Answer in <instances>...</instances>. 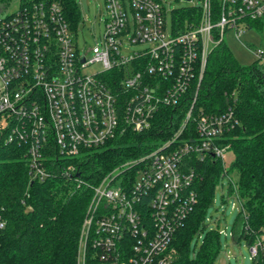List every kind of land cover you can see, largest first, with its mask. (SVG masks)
Segmentation results:
<instances>
[{
  "label": "built area",
  "instance_id": "obj_1",
  "mask_svg": "<svg viewBox=\"0 0 264 264\" xmlns=\"http://www.w3.org/2000/svg\"><path fill=\"white\" fill-rule=\"evenodd\" d=\"M201 1L183 27L172 11L166 35L160 0H105L91 59L80 53L60 1L20 0L5 15L0 8V150L19 149L31 180H79L90 150L153 132L163 109L186 101L182 119L171 117V136L91 185L78 264H171L175 236L198 204L196 163L228 166L231 147L223 139L239 121L231 109L205 112L199 89L226 31L240 37L248 21L264 17V0ZM129 46L145 47L126 55ZM253 53L264 60L263 49ZM94 63L102 70L85 73ZM4 227L0 217V232ZM261 247V240L250 247V260Z\"/></svg>",
  "mask_w": 264,
  "mask_h": 264
},
{
  "label": "trees",
  "instance_id": "obj_2",
  "mask_svg": "<svg viewBox=\"0 0 264 264\" xmlns=\"http://www.w3.org/2000/svg\"><path fill=\"white\" fill-rule=\"evenodd\" d=\"M60 1L68 19L76 26L80 13L75 0ZM4 7L8 0H0ZM1 7V8H2ZM181 27L194 12L176 11ZM195 13V12H194ZM247 29L264 39V17L248 21ZM261 62V63H260ZM163 109L153 132L118 136L103 147L90 150L80 163V179L58 176L44 182L31 180L19 149L0 150V264H78L82 224L92 199V186L127 160L138 157L150 143H160L174 132L171 117L180 121L186 109ZM198 106L207 113L231 109L239 124L224 135L234 159L224 168L206 160L196 163L195 190L198 204L177 232L171 264H214L221 253L219 229L208 231L201 244L191 250L194 236L206 229L204 216L216 189L228 175L229 194L236 193L240 214L232 237L249 247L258 240L262 247L253 264H264V65L242 66L225 41L208 57L199 89ZM178 120L177 124L178 126ZM224 171V172H223ZM90 260V259H89ZM87 260L88 264L92 262Z\"/></svg>",
  "mask_w": 264,
  "mask_h": 264
},
{
  "label": "rangeland",
  "instance_id": "obj_3",
  "mask_svg": "<svg viewBox=\"0 0 264 264\" xmlns=\"http://www.w3.org/2000/svg\"><path fill=\"white\" fill-rule=\"evenodd\" d=\"M8 1L9 4L3 15H5L6 12L10 13L16 10L20 2V0ZM75 1L80 13V19L76 26H74L76 32H73L72 35L76 40L80 53L83 54L89 51L87 56L88 59H91L95 55V48L97 43L100 42V37L104 31L103 20L107 14L105 0ZM160 1L165 6L167 12L166 35H170L172 31V11H178L181 9L200 10L203 6L201 0ZM4 4L0 2V8L4 6ZM224 41L238 63L245 67L252 66L258 62L253 51L257 49L264 50V39L253 29H246L240 37H236L233 30H228L225 33ZM144 47L145 46H129V48L124 50V54H131L138 50H142ZM262 64L264 65V60L262 61ZM101 70L102 65L100 63H94L85 69V73L95 74ZM233 159L234 155L230 152L226 162L230 163ZM233 204H238V200L229 194L228 180H223L220 183V186L216 189L214 197L206 209V214L204 216L206 229L201 232L200 239L198 236H194L190 247L193 251L196 242L199 246L201 244V239L206 236L208 231L219 229V231H223L220 236L221 253L214 264H253V260H250V247L246 240L243 239L237 244L233 240V229L240 214L239 206L235 208L233 207ZM224 232H226V236Z\"/></svg>",
  "mask_w": 264,
  "mask_h": 264
},
{
  "label": "crops",
  "instance_id": "obj_4",
  "mask_svg": "<svg viewBox=\"0 0 264 264\" xmlns=\"http://www.w3.org/2000/svg\"><path fill=\"white\" fill-rule=\"evenodd\" d=\"M262 238L264 239V236Z\"/></svg>",
  "mask_w": 264,
  "mask_h": 264
}]
</instances>
